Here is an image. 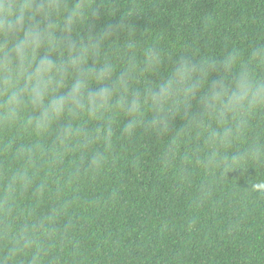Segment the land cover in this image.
Segmentation results:
<instances>
[{"label":"trees","instance_id":"1","mask_svg":"<svg viewBox=\"0 0 264 264\" xmlns=\"http://www.w3.org/2000/svg\"><path fill=\"white\" fill-rule=\"evenodd\" d=\"M61 3L82 5L77 38L99 40L89 63L107 62L113 79L126 74L124 95L144 98L182 57L248 60L264 44V0ZM120 99L103 117L66 113L44 132L0 129V264H264V109L219 142L210 135L217 121L195 100L160 134L148 127L147 104L126 133ZM109 120L111 136L82 148L83 132L95 135ZM95 153L103 160L93 168ZM25 171L28 182L6 200L9 179Z\"/></svg>","mask_w":264,"mask_h":264},{"label":"clouds","instance_id":"2","mask_svg":"<svg viewBox=\"0 0 264 264\" xmlns=\"http://www.w3.org/2000/svg\"><path fill=\"white\" fill-rule=\"evenodd\" d=\"M84 16L80 3L67 8L61 0H0V129L19 127L40 133L66 113L74 118L81 114L103 117L119 92V106L130 117L124 126L126 133L141 123L146 104L153 113L148 127L163 134L176 111L189 109L195 100L219 125L211 137L224 142L244 130L247 117L264 109V74L259 71L264 70V44L255 46L248 60L237 52L202 62L182 57L142 98L139 93L124 95L129 91L126 74L113 79L110 64L89 63L90 57L98 55L100 43L90 37L85 45L77 38L75 29ZM58 49L66 55L54 58ZM158 62L154 57L148 67ZM72 131L70 125L62 128L58 143L63 145ZM102 132L111 136L110 120L95 135L83 132L81 147L94 143ZM102 160L95 153L90 166L99 167ZM28 180L26 171L13 175L5 199Z\"/></svg>","mask_w":264,"mask_h":264}]
</instances>
